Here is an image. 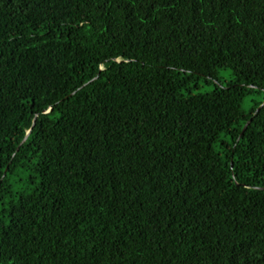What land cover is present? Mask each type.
<instances>
[{"label": "trees", "instance_id": "trees-1", "mask_svg": "<svg viewBox=\"0 0 264 264\" xmlns=\"http://www.w3.org/2000/svg\"><path fill=\"white\" fill-rule=\"evenodd\" d=\"M0 264H264V0H0Z\"/></svg>", "mask_w": 264, "mask_h": 264}, {"label": "rangeland", "instance_id": "rangeland-1", "mask_svg": "<svg viewBox=\"0 0 264 264\" xmlns=\"http://www.w3.org/2000/svg\"><path fill=\"white\" fill-rule=\"evenodd\" d=\"M220 78L224 82L223 86H225L226 82H229L231 80L230 73L227 72V71L226 72H222L220 74ZM208 89L209 88H205L204 90L207 91ZM244 108H245V110H247V108H248V102L247 101L244 103Z\"/></svg>", "mask_w": 264, "mask_h": 264}, {"label": "water", "instance_id": "water-1", "mask_svg": "<svg viewBox=\"0 0 264 264\" xmlns=\"http://www.w3.org/2000/svg\"><path fill=\"white\" fill-rule=\"evenodd\" d=\"M247 125H248V123L244 126L241 135H242V134L244 133V131L246 130ZM27 134H29V132H28ZM24 142H25V139L21 142V145H22ZM231 167H232V165H231Z\"/></svg>", "mask_w": 264, "mask_h": 264}]
</instances>
